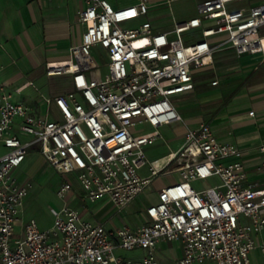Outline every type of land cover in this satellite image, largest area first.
Listing matches in <instances>:
<instances>
[{"label": "built area", "instance_id": "2783aa9c", "mask_svg": "<svg viewBox=\"0 0 264 264\" xmlns=\"http://www.w3.org/2000/svg\"><path fill=\"white\" fill-rule=\"evenodd\" d=\"M83 1L77 20L84 29L70 48L69 66L46 64L48 76L69 74L72 89L40 94L32 105L12 101L0 84V264H163L159 241L181 242L177 264H252L255 250L257 264H264V143L257 146L263 160L253 177L243 149L219 141L207 123L185 126L179 147L157 159L148 160L145 150L163 138L159 127L183 121L171 96L190 91L193 72L216 51L264 56V3L230 9L242 0H202L196 16L156 31L148 19L125 26L147 16L154 0L118 8L106 0ZM192 29L201 39L185 43L182 34ZM96 47L106 59L103 74L92 54ZM141 125L152 131L137 129ZM34 147L59 173L77 174L84 199L107 198L118 209L161 173L175 172L178 180L158 190L135 227H107L64 206L50 208L54 223L41 229L33 218L20 219L30 184L20 186L12 175ZM194 181L205 186L188 185ZM71 189L64 181L57 195ZM136 248L145 250L138 260L115 254Z\"/></svg>", "mask_w": 264, "mask_h": 264}, {"label": "rangeland", "instance_id": "374dc122", "mask_svg": "<svg viewBox=\"0 0 264 264\" xmlns=\"http://www.w3.org/2000/svg\"><path fill=\"white\" fill-rule=\"evenodd\" d=\"M107 1L115 6V2L117 0ZM118 1L127 2L129 0ZM199 1L200 0H178L173 2L167 7V9L164 10L166 15L156 20V24L169 29L173 28V19H175L176 22H180L182 19L190 16H196L197 4ZM61 4H63L65 9L67 8L68 22L72 25L74 23V18L76 17L75 6L77 4L75 0H61ZM240 5L241 4L239 3H235L230 5L229 8L237 9ZM125 26L131 27L133 24L126 23ZM19 29V26H15L14 33L13 31L7 32V34H9L8 40L0 37V84L5 87L6 91L12 94L11 100L14 102L22 101L25 103H32L37 100V97H39L40 94L43 96H51L53 94L65 93L69 86L67 83V76H46L43 69L40 70L41 72H38L32 67V62L29 60L30 58L24 54V49H27L28 47L23 40V32L17 35ZM261 32L264 33V28ZM182 37L185 43H191L201 39V32L199 29H192L183 33ZM19 40L22 43H20ZM77 41V38L72 36L70 44L73 45L77 43ZM100 51H102L100 47L93 48L92 54L97 61L101 73L103 74L106 71V66L104 64L106 59L100 57ZM58 63L66 64V60ZM52 64H56V62H53ZM251 69L252 68H249L244 71V74H242L240 78L241 81L245 79ZM263 69L264 64L260 66V69L254 70L253 74L258 73ZM228 78H230L229 84L232 86L234 84V76L230 74ZM222 91L223 83H220L215 87H210L196 93L197 98H195V101L197 103L213 101L216 103L218 108L217 112L221 114L224 111H229L223 100L224 95H222ZM183 96L184 94H175L171 96L174 105L179 110L186 105V101L183 100ZM239 103L240 105L237 106L238 109H247L248 107L255 106L253 101L248 99ZM200 110L202 112V109ZM41 112L44 114V108L41 109ZM203 120L204 122H209L211 117L203 115ZM137 129L152 131V129L147 125L138 126ZM159 132L163 138L155 141L153 144L148 145L145 148L148 160L157 159L179 147L182 142L181 135L184 132L183 122L160 127ZM2 151L4 150L1 148V152ZM80 153L86 158L85 149L80 148ZM147 172V166H144L139 170V173L142 175L147 174ZM12 175L16 178L18 185L25 186L30 184L19 211V217L23 221L33 218L39 228L49 229L54 223V216L52 215L50 208H54L56 211H59L64 206H68L80 214L83 208L87 206L91 210L86 215L82 216L84 219H88L90 213H94L96 215V209H98L96 204L89 202L87 199L84 202H81L79 198L70 200V194L79 196L82 192L77 179V174L59 173L41 155L36 147L29 150L24 161L18 167L13 169ZM177 180L178 176L175 172L161 173L153 178L151 183L147 185L125 207L118 209V207H115L107 202L105 207L99 211L96 217L99 216V221L103 222L108 227L113 225L122 226L124 224L135 227L143 221V212L145 208L156 201L158 190ZM64 181L70 182L72 189L68 191L64 197H59L57 195V189ZM215 181L216 179H210L208 180V183L212 184ZM188 185L195 189H200L205 186V184H201L197 181L191 182ZM19 230L20 227L17 226L16 231ZM253 236L258 239L257 235L253 234ZM259 239L264 240V226L261 227ZM181 249L182 245L180 241H159L156 248V255L163 262V264H177L178 259L181 257ZM115 254L124 259L138 260L145 254V250L142 248L132 250L119 249L115 251ZM250 258L252 264H257L259 261L258 251H252ZM195 264L210 263L203 262Z\"/></svg>", "mask_w": 264, "mask_h": 264}, {"label": "crops", "instance_id": "0c3cea01", "mask_svg": "<svg viewBox=\"0 0 264 264\" xmlns=\"http://www.w3.org/2000/svg\"><path fill=\"white\" fill-rule=\"evenodd\" d=\"M135 1L136 0H129L127 2H121L117 0L115 6L107 2L112 7L118 8L133 4ZM175 1L178 0H174L173 2ZM201 1L202 0H200L198 4ZM75 2L77 4L75 6L76 17L74 18V23L70 25L66 11L67 8L65 9L63 7L61 0H0V37L8 40L9 34H7V32L13 31L14 33L15 26H19L20 29L17 35L23 32V40L28 47L24 49V54L30 58L29 60H31L34 69L38 72H41L40 70L43 69L45 75L48 76L46 74V64L48 62H56V64L51 65L52 67L65 65L58 62L68 60L71 57L70 48L80 42L84 27L77 20V12L84 6V1L75 0ZM235 3L241 4L238 8H248L250 6L262 4L264 0H242L234 2L231 5ZM170 4L165 3L163 0H154L151 3L147 16L130 23L134 26L148 19L156 31L171 30L172 28L166 29L164 26L156 24L157 19L166 15L164 10L167 9ZM191 17L193 16L182 19L181 21ZM174 21L175 19H173V23ZM72 36H75L78 40L77 43L73 45L70 44ZM262 45L264 48V40L262 41ZM263 64L264 56L261 53H244L237 55L231 49L218 50L213 54L210 63L193 72V88L188 92L181 93L184 94L183 100L186 101V105L182 107V109L180 108V110L175 106L182 117L184 129L185 126L197 128L201 123H207L219 141L240 146L243 149L242 159L244 165L246 169L249 170L252 177L254 176L252 173L253 169L263 160V154L257 150V146L264 143V69L253 74L254 70L260 69V66ZM249 68L252 69L248 72L245 79L241 81L240 78L242 74ZM230 74L234 76V84L232 86L229 84L230 78L228 77ZM56 75L67 76V83L69 85L67 91H70L72 89L70 75ZM220 83H223V100L229 109V111H224L221 114L217 112L218 108L213 101H204L201 103L195 101V98H197L196 93L210 87H215ZM246 99L253 101L255 106L248 107L247 109H238L237 106L240 105L239 102ZM40 101L41 98L39 96L37 100L28 104L34 105ZM200 109H202V112ZM250 111H253L252 115L249 114ZM203 115L210 116L211 120L209 122H204ZM178 123L180 122L167 125ZM181 137L183 140V134ZM78 198L81 202L86 201L82 196V192L79 196L70 194V200ZM107 202L112 204L107 198L91 202L98 206L96 215L105 207ZM90 210L91 209L87 206L84 207L81 216L86 215ZM96 215L90 213L87 220L101 222L99 221V216L96 217ZM22 222L24 221L22 220ZM18 226L20 227V225ZM115 226L116 225L109 227Z\"/></svg>", "mask_w": 264, "mask_h": 264}, {"label": "bare ground", "instance_id": "6f19581e", "mask_svg": "<svg viewBox=\"0 0 264 264\" xmlns=\"http://www.w3.org/2000/svg\"><path fill=\"white\" fill-rule=\"evenodd\" d=\"M263 40H264V38H263ZM263 40H262V41H263ZM66 62H67V63H66L65 65H61V66H54V67H52V66H51V67H52V68H55V67H64V66H69V64H70L69 60H66ZM50 63H51V65H52V63H53V62H50Z\"/></svg>", "mask_w": 264, "mask_h": 264}]
</instances>
